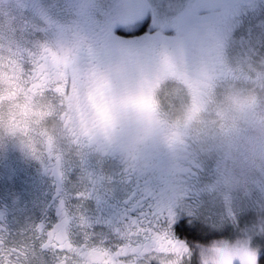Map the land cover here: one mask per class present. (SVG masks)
Instances as JSON below:
<instances>
[{
  "label": "flooded vegetation",
  "instance_id": "af4514ba",
  "mask_svg": "<svg viewBox=\"0 0 264 264\" xmlns=\"http://www.w3.org/2000/svg\"><path fill=\"white\" fill-rule=\"evenodd\" d=\"M140 1L124 2L126 17ZM119 5L0 0V40L9 36L0 46V110L6 102L24 110L30 142L14 197L0 195V264H175L199 243L184 233L191 221L176 211L177 193L197 197L196 210L211 187L203 179L214 161L197 125L219 84L241 77L218 59L195 66L169 28L114 21ZM224 14L226 22L206 21L204 37L226 55L242 22L236 9ZM136 36L155 41L159 58L132 78L111 53ZM173 86L192 101L180 122L162 103Z\"/></svg>",
  "mask_w": 264,
  "mask_h": 264
},
{
  "label": "rangeland",
  "instance_id": "374dc122",
  "mask_svg": "<svg viewBox=\"0 0 264 264\" xmlns=\"http://www.w3.org/2000/svg\"><path fill=\"white\" fill-rule=\"evenodd\" d=\"M125 1L118 0L120 8H112L113 15H117L114 21L122 18L132 29L135 22L144 18L148 27L157 26L154 31L169 28L176 33V47L182 48L185 59H192L195 66L218 59L231 67L236 64L241 77L240 83L219 84L208 115L197 125L198 132L208 139L206 149L210 161H214L213 164L207 162L202 181L207 185L208 174L213 180L211 187L200 198L196 210L190 208L195 206L197 197L185 200L184 191L177 193L175 201L179 214L188 216L191 222L218 226V233L222 235L207 242H196L185 253L187 256L177 257L174 263L259 264L258 257L264 246V0L251 3L250 0H141L135 14L129 17L124 9ZM228 7L230 12L236 9V16H239L236 20L242 23L224 55L219 42L209 43L204 37V25L208 20L215 21L218 13H221L218 20L226 22L224 10ZM245 8L250 10L244 12ZM3 23L8 25L7 20ZM142 36L131 37L128 44L126 40L120 41L111 53L119 63L120 75L133 78L157 63L159 53H156L155 41L132 42ZM8 37L1 35L0 46ZM170 92L165 103L162 102L163 107L171 104V118L180 122L191 101L190 94L178 86L170 88ZM24 116V110L16 104L6 102L1 106L0 195L5 200L12 199L16 192L15 179L21 170L16 163L29 153L30 142L23 130ZM217 155L221 158L217 159ZM188 204L189 209L186 208Z\"/></svg>",
  "mask_w": 264,
  "mask_h": 264
},
{
  "label": "trees",
  "instance_id": "16d2710c",
  "mask_svg": "<svg viewBox=\"0 0 264 264\" xmlns=\"http://www.w3.org/2000/svg\"><path fill=\"white\" fill-rule=\"evenodd\" d=\"M218 226H209V224L205 225L202 222H194L192 221L191 224L184 226V233L186 237L194 242H207L210 239L217 238L221 233H218L220 230L216 228ZM259 264H264V246L263 250L258 257Z\"/></svg>",
  "mask_w": 264,
  "mask_h": 264
}]
</instances>
